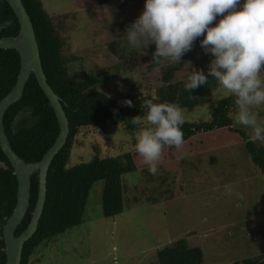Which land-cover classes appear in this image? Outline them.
<instances>
[{
    "label": "rangeland",
    "instance_id": "1",
    "mask_svg": "<svg viewBox=\"0 0 264 264\" xmlns=\"http://www.w3.org/2000/svg\"><path fill=\"white\" fill-rule=\"evenodd\" d=\"M42 1L52 16L68 14L66 31L61 33L64 53L72 57L71 73L96 70L94 59L87 54L95 45L118 39L123 50H133L126 32L146 4V0H120L100 6L87 0ZM220 18L217 16L213 26ZM203 38L198 37L181 57L186 68L181 78L185 80L201 70L203 58L214 59L202 48ZM209 65L210 61L204 63L208 71ZM159 72V68L147 67L122 70L108 78L107 87L102 88L112 96L147 91L157 87ZM215 95H219L218 88L203 105L194 109L179 106L185 121L197 126L210 120L220 100H213ZM253 111L264 125V106ZM239 125L250 138L252 129ZM124 126L111 123L114 133L109 138L113 155L116 153L123 162L125 153L135 148L138 131V127L129 131ZM204 134L197 133L185 141L180 157L158 166L156 175L148 169L125 173V208L114 217L104 215L103 181L95 182L81 224L41 243L33 264H159L158 249L182 238L188 245L203 249L204 264H230L264 255V173L243 142L235 140L218 147ZM101 137L95 132L77 134L67 165L89 161Z\"/></svg>",
    "mask_w": 264,
    "mask_h": 264
},
{
    "label": "trees",
    "instance_id": "2",
    "mask_svg": "<svg viewBox=\"0 0 264 264\" xmlns=\"http://www.w3.org/2000/svg\"><path fill=\"white\" fill-rule=\"evenodd\" d=\"M94 5H107L120 0H87ZM34 24L40 47L41 59L48 82L61 97L69 118L70 133L65 146L54 157L48 172V190L45 208L35 234L24 244L22 263L33 264L35 251L41 243L82 222L84 210L95 182L101 180L102 208L106 217H114L125 208L123 175L136 170H146L148 165L135 148L125 153V162L113 155L109 138L114 133L111 123L124 124L127 130H135L131 118L145 116L142 108L144 99L155 103L176 104L181 108L194 109L207 103L217 81L211 76L209 82L192 90L185 91L187 80L181 78L186 71L184 58L176 63L158 64L153 61L156 45L145 49L125 51L118 39L103 45H95L88 52L94 59L95 71L71 73L69 63L72 57L64 53V37L68 14L51 15L42 0H23ZM11 20L12 26L0 29V37L16 35L20 24L16 13L7 0H0V25ZM130 21L127 26L130 25ZM210 58L200 62L201 70L208 75L204 66ZM20 54L15 49L0 48V100L15 86L20 72ZM159 68L154 89L131 91L112 96L102 86L108 85V78L120 71H134L137 68ZM114 70V71H113ZM264 77V70L261 72ZM137 87V85H136ZM132 101V106L124 103ZM229 113L232 114L230 118ZM234 97L220 99L212 110L210 120L197 126L186 122L181 126L184 142L200 132H204L210 144L227 145L233 141L245 144L247 152L264 173V145L252 142L235 121ZM14 120H17L14 122ZM7 135L13 149L27 162L40 160L56 141L60 125L53 107L34 74L31 75L23 97L12 104L4 116ZM99 133L101 143L95 144L91 159L69 167L68 160L74 138L79 133ZM208 132L211 135L207 134ZM180 157V149L165 146L158 163L166 165ZM39 170L32 175L30 206L25 218L16 230V235L28 226L38 198ZM18 179L14 168L0 147V264L6 263L3 226L17 204ZM159 264H204L205 255L199 246L188 245L186 239L158 249ZM230 264H264V255L249 256Z\"/></svg>",
    "mask_w": 264,
    "mask_h": 264
},
{
    "label": "clouds",
    "instance_id": "3",
    "mask_svg": "<svg viewBox=\"0 0 264 264\" xmlns=\"http://www.w3.org/2000/svg\"><path fill=\"white\" fill-rule=\"evenodd\" d=\"M217 16L221 18L213 26ZM11 26L7 20L0 29ZM126 33L133 49L154 43L153 61L158 64L181 61L203 36L201 46L214 59L208 75L194 71L188 77L185 91L208 83L211 76L219 90L213 100L234 97L235 121L252 129V142L264 143V125L253 111L264 106V0H244L242 5L241 0H146L142 14ZM124 103L132 106L131 100ZM141 106L145 116L131 118V124L138 127L135 150L149 173L156 175L165 146L177 150L183 146L185 117L179 106L155 103L154 98L144 99Z\"/></svg>",
    "mask_w": 264,
    "mask_h": 264
},
{
    "label": "water",
    "instance_id": "4",
    "mask_svg": "<svg viewBox=\"0 0 264 264\" xmlns=\"http://www.w3.org/2000/svg\"><path fill=\"white\" fill-rule=\"evenodd\" d=\"M7 1L18 17L20 30L16 35L0 37V48L17 50L20 54L21 63L15 86L0 100V147L11 162L18 179L17 204L3 226V239L6 252L5 264H21L24 244L37 231L45 208L50 165L56 154L61 151L68 140L70 122L63 107L61 97L48 82L42 65L41 52L34 24L23 0ZM32 74L36 76L40 87L50 101V106L53 107L56 113L60 132L54 144L40 160L27 162L13 149L7 135L4 116L8 108L23 97L25 87ZM16 121L14 120V122ZM38 170L40 172L38 198L31 220L26 229L19 235H16V230L25 218L30 206L32 175Z\"/></svg>",
    "mask_w": 264,
    "mask_h": 264
}]
</instances>
